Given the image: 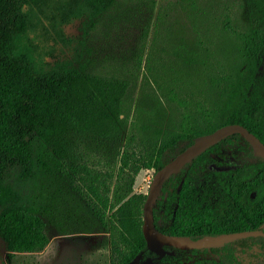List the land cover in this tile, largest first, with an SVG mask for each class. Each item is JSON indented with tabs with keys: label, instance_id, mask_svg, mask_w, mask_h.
<instances>
[{
	"label": "trees",
	"instance_id": "trees-1",
	"mask_svg": "<svg viewBox=\"0 0 264 264\" xmlns=\"http://www.w3.org/2000/svg\"><path fill=\"white\" fill-rule=\"evenodd\" d=\"M114 2L0 0V259L3 252L7 259L40 252L48 242L45 223L59 226L68 219L61 215L64 208H80L90 223L109 234L111 264H127L137 255L141 262L174 264L177 249L163 247L167 254L160 259L146 249L138 202L134 197L125 199L129 188L122 190L131 161L127 155L117 154L109 200L104 182L89 174L74 152L79 136L116 142L126 117V83L92 73L89 63L78 58L47 63L45 56H39L36 61L20 47L21 40L35 31L43 38H62L61 28L72 20L83 21L85 36ZM243 14L242 31L230 29L227 21L224 25L231 36V74L218 90L212 110L166 133L139 161L144 169L158 170L193 138L223 125L242 126L264 145V0H244ZM196 51L185 52L184 64L195 61L197 66ZM44 54L52 56L51 50ZM149 100L146 112L155 125L157 101ZM11 167L24 178L33 176L35 169L51 190L38 202L22 203L18 193L3 183ZM81 172L90 178L83 193L74 186ZM152 211L154 227L166 235L195 240L249 230L264 234V163L239 135L229 136L171 175ZM253 248L264 249V237L236 240L210 251L219 264H247L239 254Z\"/></svg>",
	"mask_w": 264,
	"mask_h": 264
},
{
	"label": "rangeland",
	"instance_id": "rangeland-1",
	"mask_svg": "<svg viewBox=\"0 0 264 264\" xmlns=\"http://www.w3.org/2000/svg\"><path fill=\"white\" fill-rule=\"evenodd\" d=\"M243 12L244 0H115L86 29L85 36L83 21L72 20L61 28L62 38H43L35 31L21 40L20 47L36 61L39 56H45L47 63L78 58L89 63L92 73L126 83V117L116 142L79 136L74 149L79 164L104 182L109 200L115 187L117 154L124 152L131 161L122 190L129 188L125 199H136L141 216L154 171L144 169L139 161L152 153L166 133L210 113L218 90L231 74V36L224 25L227 21L230 29L242 31ZM190 49H197V66L195 61L184 64ZM45 50H51L52 58L42 55ZM149 98L157 101L158 112L152 115L157 119L155 125L146 112ZM32 171L33 176L24 178L11 167L3 175V183L18 193L22 203L38 202L52 187ZM88 182L90 178L81 172L74 186L83 193ZM70 198L82 207L76 197ZM61 215L68 219L63 218L59 226L45 223L48 242L40 252L15 254L10 259L3 252L4 264H111L108 233L90 223L80 208H64ZM239 258L247 264H264V249L253 248Z\"/></svg>",
	"mask_w": 264,
	"mask_h": 264
},
{
	"label": "water",
	"instance_id": "water-1",
	"mask_svg": "<svg viewBox=\"0 0 264 264\" xmlns=\"http://www.w3.org/2000/svg\"><path fill=\"white\" fill-rule=\"evenodd\" d=\"M239 135L251 148L252 155L260 158L264 163V145L242 126L236 124L223 125L211 133L193 138L191 144L179 154L170 159L161 168L153 172L145 200L141 209V235L146 249L155 254L158 259L167 254L162 248L172 247L179 250H199L219 248L224 244L248 237H264L260 230L239 231L234 233L220 234L214 237L205 236L196 240L187 237L166 235L158 231L153 224V206L155 205L163 183L176 173L193 158L232 135ZM140 255L135 256L127 264H139ZM0 264H4L0 259ZM142 264H151L145 259Z\"/></svg>",
	"mask_w": 264,
	"mask_h": 264
},
{
	"label": "flooded vegetation",
	"instance_id": "flooded-vegetation-1",
	"mask_svg": "<svg viewBox=\"0 0 264 264\" xmlns=\"http://www.w3.org/2000/svg\"><path fill=\"white\" fill-rule=\"evenodd\" d=\"M181 237H184V236H181ZM210 249H216V248H210ZM210 249H199V250H179L177 249L178 252L175 253L174 264H219L217 259L213 258L214 253L210 251ZM139 264H142L140 260H139Z\"/></svg>",
	"mask_w": 264,
	"mask_h": 264
}]
</instances>
